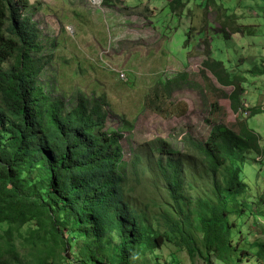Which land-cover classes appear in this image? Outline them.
I'll return each instance as SVG.
<instances>
[{"label": "trees", "instance_id": "1", "mask_svg": "<svg viewBox=\"0 0 264 264\" xmlns=\"http://www.w3.org/2000/svg\"><path fill=\"white\" fill-rule=\"evenodd\" d=\"M204 2L219 12L224 8L219 0ZM187 4L169 1L178 14ZM30 5L0 0V264H162L156 250L166 243L205 264H264L262 249L253 252L257 242H248L232 218H241L249 205L243 163L250 152L264 162L261 135L248 117L234 126L210 123L205 138L187 131L182 152L158 146L161 155H153L145 168L136 150L125 161L124 148L106 125L104 97L79 94L69 108L40 84L53 55L45 52ZM221 25L226 38L229 30L253 34L249 25ZM211 50L200 73L213 94L229 99L232 110L243 115L247 75H264V64L231 72ZM249 110L251 116L263 111ZM186 113L187 104L177 102L167 118ZM142 168L152 180L148 201L135 198L128 182L130 172L137 175ZM262 203L264 192L257 205ZM253 214L264 217L262 209ZM21 246L28 248L25 255Z\"/></svg>", "mask_w": 264, "mask_h": 264}, {"label": "rangeland", "instance_id": "2", "mask_svg": "<svg viewBox=\"0 0 264 264\" xmlns=\"http://www.w3.org/2000/svg\"><path fill=\"white\" fill-rule=\"evenodd\" d=\"M29 1L33 7L29 12L42 30L45 52L53 55L41 75L51 83L47 92L62 96L69 108L79 94L105 97L115 127L122 125V116L131 128L125 139L132 154L136 150L142 157V167L152 162L153 155H161L158 146L182 152L187 131L205 138L210 123L234 126L236 120L248 117L264 146V111L253 116L235 113L229 99L213 94L200 73L203 60L210 56L208 48L231 72L264 64V0H219L225 8L220 12L215 6L207 8L204 0H188L179 14L172 11L170 0H113L108 4L104 0ZM227 13L234 17L227 18ZM224 22L249 25L253 34L229 30L226 38L222 35ZM209 41L212 46L207 45ZM208 76L215 87H221L211 73ZM247 76L241 103L256 107L264 103V75ZM177 102L187 104L186 115L167 118ZM156 107L164 115L155 112ZM256 158L250 152L242 165L241 177L250 186L245 197L249 205L241 218H232L248 242H257L253 252L260 248L264 252V217L253 214L264 211L263 203L257 205L264 192V162ZM129 177L133 196L148 201L153 194L149 173L142 168L137 175L131 171ZM190 190L197 193V189ZM21 231L27 235L29 229ZM20 251L25 255L28 248L21 246ZM156 254L162 264H205L171 243Z\"/></svg>", "mask_w": 264, "mask_h": 264}, {"label": "clouds", "instance_id": "3", "mask_svg": "<svg viewBox=\"0 0 264 264\" xmlns=\"http://www.w3.org/2000/svg\"><path fill=\"white\" fill-rule=\"evenodd\" d=\"M42 31V30H41ZM49 65V64H48ZM47 65V66H48ZM46 66V67H47ZM45 67V68H46ZM45 68H44V70H45ZM43 70V71H44ZM43 71H42V73H43ZM42 75V74H41ZM43 81V82H42ZM39 82H40V84L44 87V90L47 92L48 91V87H47V85H49V84H51L50 83V81L49 80H46L43 76L42 77H39ZM47 93H49V92H47ZM50 94V93H49ZM263 94H264V92H263ZM52 95H54V96H60V95H55V94H52ZM86 96V95H85ZM60 97H62V96H60ZM86 97H88V96H86ZM63 98V97H62ZM89 99H97V100H99L100 99V97H97V96H92V97H88ZM105 98V97H104ZM64 99V98H63ZM106 99V98H105ZM76 104H77V98H76V101H75V103H74V105L71 107V108H73V107H75L76 106ZM263 103H261L260 105H256V107H259L261 110H263L264 111V109H262L261 108V105H262ZM251 107H255V106H251L250 105V107L247 105V104H245V105H243V107H242V110H240V112L241 113H243L244 115H247V116H251V111L249 110ZM103 109H104V111L106 112V125L108 126V127H110V129H112L111 131H113L114 130V132H113V136H115V137H117L118 138V140H119V145L120 146H122L123 148H124V159H125V161H127V162H129V161H131V159L134 157V150H133V154H132V152H131V150H130V148H129V146H128V143H127V141H126V139H125V133L126 132H130L131 130H129V129H131V128H127L126 127V125H125V120H124V118L122 117V116H119V119H120V122H122V125H120V126H117V127H115L116 126V123H114V122H112L111 121V119H110V113L113 111L112 109H110L109 108V103L107 102V100H106V103L103 105ZM245 112H247L248 114H245ZM116 113V112H115ZM263 159V158H262ZM261 159V160H262Z\"/></svg>", "mask_w": 264, "mask_h": 264}, {"label": "built area", "instance_id": "4", "mask_svg": "<svg viewBox=\"0 0 264 264\" xmlns=\"http://www.w3.org/2000/svg\"><path fill=\"white\" fill-rule=\"evenodd\" d=\"M261 108L264 109V103L261 105ZM245 114H248V113L245 112ZM259 158L261 160L263 158V156L262 155H257V158L256 159H259Z\"/></svg>", "mask_w": 264, "mask_h": 264}]
</instances>
